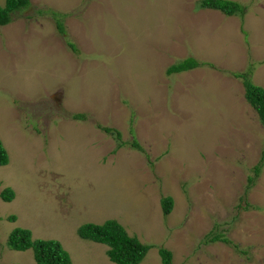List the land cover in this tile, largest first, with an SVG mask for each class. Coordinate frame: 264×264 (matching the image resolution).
Masks as SVG:
<instances>
[{
	"label": "rangeland",
	"instance_id": "374dc122",
	"mask_svg": "<svg viewBox=\"0 0 264 264\" xmlns=\"http://www.w3.org/2000/svg\"><path fill=\"white\" fill-rule=\"evenodd\" d=\"M28 1L0 25V193L15 192L0 195V264H36L7 245L16 227L73 264H116L76 231L110 218L151 245L138 264H162L160 247L172 264H264V124L232 74L264 87V0H233V15L200 0Z\"/></svg>",
	"mask_w": 264,
	"mask_h": 264
},
{
	"label": "trees",
	"instance_id": "16d2710c",
	"mask_svg": "<svg viewBox=\"0 0 264 264\" xmlns=\"http://www.w3.org/2000/svg\"><path fill=\"white\" fill-rule=\"evenodd\" d=\"M29 5L28 0H5L4 5L0 6V25L11 21L13 14ZM199 7L219 9L226 15L243 13V7L240 3L233 0H200ZM59 32L64 29L60 20H57ZM70 47L72 44H69ZM73 47V46H72ZM73 49H75L73 47ZM200 65V62L194 58L174 62L167 68L168 73H177L194 69ZM234 77L240 78L244 87V96L248 103L256 110L260 121L264 124V87L254 84L246 72H233ZM105 132H111L110 128L105 127ZM120 134L117 133L116 137ZM132 147L140 149L141 147L135 141L131 142ZM9 161L8 153L0 141V165H6ZM259 166L254 167V172L258 173ZM250 179V177H249ZM3 200L11 201L15 195L12 188L7 187L0 193ZM161 208L163 214L170 213L173 200L170 196L161 198ZM11 221L16 217L9 216ZM77 234L82 239L92 240L104 243L107 246L106 254L108 258L116 264H138L151 245L142 243L137 236L129 235L124 226L114 218L107 219L101 223L85 222L80 224ZM209 241L228 242L229 239L221 233H214ZM7 245L11 249L26 250L32 248L33 258L36 264H73L68 251L62 246L60 241L53 238H32L31 230L25 227H16L13 229L7 240ZM162 264H172V252L164 247L158 249Z\"/></svg>",
	"mask_w": 264,
	"mask_h": 264
},
{
	"label": "clouds",
	"instance_id": "9594fccd",
	"mask_svg": "<svg viewBox=\"0 0 264 264\" xmlns=\"http://www.w3.org/2000/svg\"><path fill=\"white\" fill-rule=\"evenodd\" d=\"M162 209V208H161ZM172 210V209H171ZM163 213V212H162ZM169 214V213H168ZM168 214H166V215H168ZM107 249V248H106Z\"/></svg>",
	"mask_w": 264,
	"mask_h": 264
}]
</instances>
